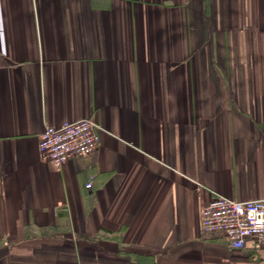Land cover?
I'll return each mask as SVG.
<instances>
[{"label":"crops","instance_id":"obj_1","mask_svg":"<svg viewBox=\"0 0 264 264\" xmlns=\"http://www.w3.org/2000/svg\"><path fill=\"white\" fill-rule=\"evenodd\" d=\"M216 194L264 197V0H0V264H264L202 232Z\"/></svg>","mask_w":264,"mask_h":264},{"label":"built area","instance_id":"obj_2","mask_svg":"<svg viewBox=\"0 0 264 264\" xmlns=\"http://www.w3.org/2000/svg\"><path fill=\"white\" fill-rule=\"evenodd\" d=\"M39 137L42 157L57 167L95 151L101 143L99 125L92 118L48 125ZM85 186L92 188V178ZM200 226L203 233L225 236L232 248H244L250 241L264 246V197L235 199L216 194L201 209Z\"/></svg>","mask_w":264,"mask_h":264}]
</instances>
